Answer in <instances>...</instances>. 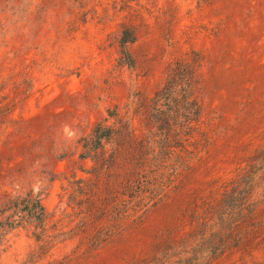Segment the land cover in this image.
I'll use <instances>...</instances> for the list:
<instances>
[{
    "label": "rangeland",
    "instance_id": "rangeland-1",
    "mask_svg": "<svg viewBox=\"0 0 264 264\" xmlns=\"http://www.w3.org/2000/svg\"><path fill=\"white\" fill-rule=\"evenodd\" d=\"M178 59L197 63L212 145L167 200L128 216L120 170L90 173L80 138L112 123L114 106L146 135L149 100ZM263 143L264 0H0V264L148 258ZM30 195L48 213L42 248L33 226L12 228ZM256 216L258 233L202 264H264V203Z\"/></svg>",
    "mask_w": 264,
    "mask_h": 264
},
{
    "label": "trees",
    "instance_id": "trees-1",
    "mask_svg": "<svg viewBox=\"0 0 264 264\" xmlns=\"http://www.w3.org/2000/svg\"><path fill=\"white\" fill-rule=\"evenodd\" d=\"M127 41L132 39L121 42L124 51ZM196 65V61L185 59L168 65L163 84L149 100L146 135L136 136L131 120L122 121L114 106L108 110L112 123L99 122L80 138L79 158L93 163L90 173L99 178L120 170L128 216L167 200L212 145L196 95ZM106 145H110V151ZM209 184L206 196L194 201L189 230L165 240L158 252L133 264H202L203 259L239 248L259 232L261 224L256 213L264 203V143L233 175L218 176ZM96 202L91 199L90 214ZM20 203L25 213L12 228L33 226L40 248L52 243L45 227L48 213L40 198L30 195L16 199V208ZM100 205L105 207L104 201Z\"/></svg>",
    "mask_w": 264,
    "mask_h": 264
}]
</instances>
